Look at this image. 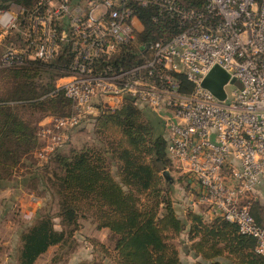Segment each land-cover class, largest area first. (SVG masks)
<instances>
[{
  "label": "built area",
  "instance_id": "1",
  "mask_svg": "<svg viewBox=\"0 0 264 264\" xmlns=\"http://www.w3.org/2000/svg\"><path fill=\"white\" fill-rule=\"evenodd\" d=\"M152 1L186 23L169 40L141 45L130 64L107 59L135 38L136 22L123 0H45L46 12L26 15L13 5L0 11V42L11 30L16 39L0 68L51 58L58 48L55 21L66 16L71 34L60 38L71 42L74 57L59 88L75 111L43 126L45 151L63 147L70 130L100 108L114 110L111 100L148 106L167 130L172 171L166 170L182 179L178 190L186 187L193 204L253 237L264 256V223L251 213L254 201L264 202V0H207L202 12L180 10L174 0ZM215 65L230 75L224 99L203 86ZM180 75L190 90L182 89Z\"/></svg>",
  "mask_w": 264,
  "mask_h": 264
},
{
  "label": "trees",
  "instance_id": "2",
  "mask_svg": "<svg viewBox=\"0 0 264 264\" xmlns=\"http://www.w3.org/2000/svg\"><path fill=\"white\" fill-rule=\"evenodd\" d=\"M43 1L0 0V11L15 4L28 12L44 13ZM142 1L123 0L136 22L135 38L109 61L130 64L141 45L169 40L186 23L165 6ZM206 4L207 0H174L177 8L186 11H205ZM65 18L55 21L58 48L51 58L0 68V187L9 185L24 156L40 145L35 121L25 118L26 114L70 112L72 100L57 87V80L70 74L74 57L71 42L60 38L63 32L71 34ZM9 37L16 41L15 30L9 31ZM179 77L182 89L190 90L184 75ZM167 144L164 123L148 106L126 97L114 110L100 108L90 140L80 148L56 150L44 173L38 171L23 181L50 190L57 210L52 214L51 200L46 202L33 224L19 231L18 264H35L54 246L62 252L51 263L67 264V255L78 246V233L87 225L107 231V237L86 235L91 256L80 258L78 264H264L253 237L188 200V189L176 186L182 184L180 177L172 172L169 179L163 175L171 170ZM176 190L182 193V201L175 196ZM251 213L263 224L264 202L254 201ZM56 217L61 229L55 227Z\"/></svg>",
  "mask_w": 264,
  "mask_h": 264
},
{
  "label": "rangeland",
  "instance_id": "3",
  "mask_svg": "<svg viewBox=\"0 0 264 264\" xmlns=\"http://www.w3.org/2000/svg\"><path fill=\"white\" fill-rule=\"evenodd\" d=\"M13 5L11 6L13 7ZM9 49L15 50V41H13L10 37L7 38V36H5V38L0 42V57ZM64 77L65 76H63V78ZM61 78L62 77L57 80L58 88L60 87V84H62V82L64 81L61 80ZM74 111L75 108L71 106L69 114L66 115H54L51 113L44 114L42 112L37 113L35 116L26 114L25 118H30L32 119V121H35L36 136L39 138L40 145L37 146V148H35L34 150H32L29 154L24 156L23 160L21 161V164L17 166L16 173L14 171L12 176L10 177L9 185L5 187H0V258H2L6 253V251L4 252L5 247L10 249L13 245L15 248L20 246L21 242L18 235L19 231H21V229L25 226H30L33 224L37 210L43 207L46 202L49 203L51 200V203L53 205L51 212L52 214L56 213V198L52 195V192L50 190H44L42 189L43 187L38 184H33L29 181L24 183L23 181L25 180V178L27 179L31 177V175L35 174L38 171L40 173H44L45 165L47 163H51L49 162L50 157H52L56 152L55 151L52 153L45 151L49 140L46 138L42 139L39 136V132L43 129V126L44 128H51V126H49L52 125V121H50L51 117L67 116L74 113ZM96 115L97 113L93 116L86 118L80 123V125L73 127L70 130V136L68 141L60 149L66 150L70 147L80 148V146L84 142L90 140L93 130V121ZM54 124L55 123L53 122V125ZM51 166L52 167L49 166V168H53V165ZM172 174L176 176L175 172H172ZM176 186H178V184H176ZM181 195L182 193H180L178 190L175 191V196L179 198V200H181ZM54 222L55 227L57 229H61V226L59 224V218L56 217L54 219ZM86 235L92 238L94 237L104 240L107 237V231L100 232L94 230L92 226L88 225L84 227V230L78 233L77 235L78 246L76 247V250L71 254L67 255L66 257L69 258V262L72 260L77 261L82 257L90 258V250L92 249V246L89 244L88 239L85 237ZM57 252H62L59 250L58 246L49 248L48 251L38 259L37 263L64 264L63 261L51 263L52 259H54ZM186 258L188 261L191 260L188 256ZM69 262L67 264H69Z\"/></svg>",
  "mask_w": 264,
  "mask_h": 264
},
{
  "label": "water",
  "instance_id": "4",
  "mask_svg": "<svg viewBox=\"0 0 264 264\" xmlns=\"http://www.w3.org/2000/svg\"><path fill=\"white\" fill-rule=\"evenodd\" d=\"M23 13L26 15L27 11L24 10ZM229 78L230 75L228 72H226L221 66L215 65L205 77L203 86L209 89L219 99H224L226 97L224 86L228 82ZM163 175L168 179L171 178L169 170H164Z\"/></svg>",
  "mask_w": 264,
  "mask_h": 264
},
{
  "label": "crops",
  "instance_id": "5",
  "mask_svg": "<svg viewBox=\"0 0 264 264\" xmlns=\"http://www.w3.org/2000/svg\"><path fill=\"white\" fill-rule=\"evenodd\" d=\"M111 101L113 102V104H115V106L117 105V107L120 106L122 103L121 102L120 105H118L119 104L118 101H116V100H111ZM15 250H16V248L14 247V245L10 249L5 247L4 252L6 251V253L4 254V256L2 258H0V264H18V261L15 259ZM79 261H80V259H78L77 261L72 260L69 262V264H78ZM37 262H38V260L35 262V264H40ZM42 264H44V263H42Z\"/></svg>",
  "mask_w": 264,
  "mask_h": 264
}]
</instances>
